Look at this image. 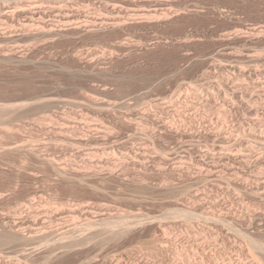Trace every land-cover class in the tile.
I'll list each match as a JSON object with an SVG mask.
<instances>
[{
  "label": "rangeland",
  "instance_id": "rangeland-1",
  "mask_svg": "<svg viewBox=\"0 0 264 264\" xmlns=\"http://www.w3.org/2000/svg\"><path fill=\"white\" fill-rule=\"evenodd\" d=\"M261 87L264 0H0V233L39 237L0 264H264ZM211 205L222 226L171 213ZM89 220L127 232L43 258Z\"/></svg>",
  "mask_w": 264,
  "mask_h": 264
},
{
  "label": "bare ground",
  "instance_id": "bare-ground-1",
  "mask_svg": "<svg viewBox=\"0 0 264 264\" xmlns=\"http://www.w3.org/2000/svg\"><path fill=\"white\" fill-rule=\"evenodd\" d=\"M65 14V13H64ZM48 32H50V31H48ZM250 51V50H249ZM248 53V52H247ZM254 54H255V52H253ZM225 55V54H224ZM223 56V55H222ZM258 57L259 56H249V59H250V61H248V62H257L258 61ZM219 61V60H218ZM214 62V61H213ZM216 67L220 70V69H222V64H221V62H217L216 64ZM233 71H235V72H238V73H241L240 71H241V68L240 67H232L231 68ZM218 70V71H219ZM243 70V69H242ZM263 70V69H262ZM261 71V70H260ZM243 72H244V70H243ZM242 72V74H244ZM245 75V74H244ZM241 76V75H240ZM246 80V79H245ZM260 81V80H259ZM258 82V81H257ZM247 83V82H246ZM255 83V82H254ZM241 84V83H240ZM243 84V83H242ZM234 85V84H233ZM247 85V84H246ZM255 85V84H254ZM253 85V86H254ZM244 86H245V84H244ZM253 86L251 87V88H253ZM235 87V86H234ZM237 87V86H236ZM246 87H250L249 86V84H248V86H246ZM255 88V87H254ZM258 88V87H257ZM262 88V91L261 92H259V93H263L264 94V90H263V87H261ZM210 89V88H209ZM234 89V88H233ZM236 89V88H235ZM234 89V90H235ZM238 89H245L244 91L246 92L247 91V88H245V87H243V86H241V87H238ZM259 89V88H258ZM196 90V89H195ZM242 90V91H243ZM253 90V89H252ZM257 90V89H256ZM225 91H227L226 89H225ZM238 91V93L241 91H239V90H236V92ZM250 91H251V89H250ZM195 92H197V91H195ZM229 92V91H228ZM248 92V91H247ZM254 92H258V90L257 91H254ZM199 93V92H198ZM198 93H196V94H198ZM226 93V92H225ZM240 93H242V92H240ZM244 93V92H243ZM253 93V92H252ZM220 94V93H219ZM227 94V93H226ZM206 95V94H205ZM229 95V94H228ZM233 95V94H232ZM243 95V94H242ZM254 95V94H253ZM260 95V94H259ZM226 97H225V99L226 98H228V96L227 95H225ZM231 96V95H230ZM230 96H229V98H230ZM240 96V95H239ZM263 96V95H262ZM208 97V96H207ZM257 97V96H256ZM232 98V97H231ZM230 98V99H231ZM236 98V97H235ZM253 98V96L250 98V100ZM258 98H259V96H258ZM192 100V99H191ZM198 100V99H197ZM201 100V99H200ZM196 102V101H195ZM209 102V101H208ZM226 102V101H225ZM232 102H234V101H232ZM125 103V102H124ZM235 103V102H234ZM234 103H232V105L234 104ZM120 104V103H119ZM196 104V103H195ZM243 104H244V102H243ZM101 105H103L104 106V104H100L99 106H101ZM121 105V104H120ZM194 105V104H193ZM106 106V105H105ZM104 106V107H105ZM118 106V105H117ZM116 106V107H117ZM15 107V106H14ZM22 107H23V105H22ZM115 107V106H114ZM191 107V106H190ZM232 107V106H231ZM234 107V106H233ZM5 108V106H0V109H4ZM12 108V107H11ZM17 108V107H16ZM193 108V107H192ZM194 108H195V106H194ZM7 109V108H6ZM10 109V108H9ZM197 109V108H196ZM194 110V109H193ZM252 110V109H251ZM2 111V110H1ZM12 111V110H11ZM16 111V110H15ZM196 111V110H195ZM229 111V110H228ZM254 111V110H253ZM3 112V111H2ZM225 112V111H224ZM6 114V113H5ZM192 114V113H191ZM224 114V113H223ZM264 114V113H263ZM4 115V114H3ZM7 115V114H6ZM226 115V114H225ZM5 116V115H4ZM255 116V115H254ZM3 117V116H2ZM202 117V116H201ZM224 118H226L225 116H223ZM48 118V117H47ZM199 118V117H198ZM251 118V117H250ZM256 118V117H255ZM201 119V118H200ZM199 120V119H198ZM67 122V121H66ZM240 122V121H239ZM252 122V121H251ZM62 124V123H61ZM67 125V124H66ZM259 125V124H258ZM69 126H71V125H69ZM69 126L67 125L65 128L67 129V127H68V129H69ZM260 126V125H259ZM63 127V126H62ZM62 129L61 130V133H58V135L60 134V136L62 137V141H63V143H68L69 145H80V144H82L83 143V145H84V142L81 140V139H77V138H73V136H71L70 134L68 135L67 134V132H65L66 131V129ZM71 128V127H70ZM248 128V127H247ZM255 128V127H254ZM250 129V131H251V134H253V135H260V134H263V132L262 131H260V133L259 134H256V133H253V132H255L256 130L255 129ZM67 129V130H68ZM260 129V128H259ZM69 131V130H68ZM259 131V130H258ZM154 133V132H153ZM245 133V132H244ZM86 140V139H85ZM89 140V139H88ZM65 141V142H64ZM90 141V140H89ZM86 143V142H85ZM90 144H91V142H89ZM107 143V142H106ZM87 144V143H86ZM85 144V145H86ZM93 144H95L94 142H93ZM190 145V144H189ZM188 145V146H189ZM195 145V144H194ZM191 146V145H190ZM192 147H193V145H192ZM18 146L17 147H13V150H18ZM20 148H21V146H20ZM8 151V150H7ZM217 152V151H216ZM205 153V152H204ZM227 155V154H226ZM248 156V155H247ZM209 157V156H208ZM219 157V156H218ZM233 157V156H232ZM236 158V157H235ZM247 158L248 157H245L244 155H243V158H242V160H247ZM211 159V158H210ZM224 159H226V158H224ZM239 160V159H238ZM243 162V161H242ZM250 162V161H249ZM197 163H199V162H197ZM237 173V172H236ZM237 176H238V174H236ZM236 179V178H235ZM241 182V181H240ZM235 183V182H234ZM228 184H230L229 182H228ZM245 184V183H244ZM235 185V184H234ZM243 185V184H242ZM241 185V186H242ZM257 189V188H256ZM259 189V188H258ZM238 190H240V189H238ZM248 191V190H247ZM246 191V192H247ZM242 192H243V190H242ZM248 194V193H247ZM251 194V193H250ZM258 195V194H257ZM184 197V196H183ZM238 200V199H237ZM178 201H180V200H178ZM182 203V202H181ZM205 203V202H204ZM207 203V202H206ZM205 203V204H206ZM178 204V203H177ZM209 204V203H208ZM211 204H215V203H211ZM192 205V204H191ZM204 205V204H203ZM200 206H202V205H200ZM200 206H197V207H200ZM82 207V210H81V212H83V214H84V216H90V215H92L93 214V211H91V209L89 208V206H85V205H82L81 206ZM196 207V206H195ZM194 208V207H193ZM192 208V209H193ZM213 207H212V205L211 206H207L206 208L205 207H201V208H198L199 210H194V214H193V212L191 213V212H188V210H186V209H184V210H176L175 209V211H172L171 213H173L174 215H176V216H173V217H177V215L180 217L184 212L186 213V214H188L189 213V215H191L192 214V216H190V217H195V218H200V219H202V220H204L206 223H207V225L208 224H210L211 226L212 225H220V223H221V226H222V222L225 220L224 219V216L227 214V212H226V214L224 215L223 214V212H221V211H218V212H215L213 209H212ZM90 209V210H89ZM182 209V208H181ZM195 209V208H194ZM174 210V209H173ZM220 210V209H219ZM94 213H96V212H94ZM82 214V213H81ZM186 214H183V215H185L186 216ZM194 215V216H193ZM228 215V214H227ZM233 215V217L235 218V219H237V221L239 220V219H242V220H244L245 219V215L243 216L242 214H240V213H238V214H235V213H233L232 214ZM98 216V215H97ZM230 216V215H229ZM233 217H232V219H233ZM98 218H99V216H98ZM97 218V219H98ZM102 218H104V217H101V219H98V221L99 222H101V220H102V222L103 221H105V220H103ZM178 218V217H177ZM186 218V217H185ZM87 219H89V218H87ZM173 219V218H172ZM189 219V218H188ZM231 219V218H230ZM234 220V219H233ZM34 220H32V222H33ZM50 221V220H49ZM95 222H92L91 220H89L88 222H86L87 223V225H85V226H87L89 229H87V231L88 232H86V230H85V234H84V232H83V234H81L82 232H80V233H78V235L75 237V236H71V238L69 237V239L68 238H66V240L64 239L63 240V238H62V240H59V239H57V240H59V241H57V242H53L52 244L50 243L49 245L46 243V246H47V248H45V255L43 256V258L44 259H49L50 257H53L54 255H63V254H67V253H71V252H73L72 250H74L75 248H77V247H82V246H85L87 243L88 244H93V243H95V242H97V243H99L100 245H98L99 247L100 246H102L103 244H105V241H110V240H116L118 237H120V235L121 234H123V233H125V232H127V230H125L124 228H123V231L121 230V228L123 227H121L120 228V230H119V228L117 229V230H115V229H112V228H99V229H97L95 226L97 225V223L96 222H98V221H96V220H94ZM236 221V222H237ZM7 222V221H6ZM98 222V223H99ZM101 222V223H102ZM235 222V221H234ZM33 224H37V222H33ZM121 224H123L122 222H121ZM224 225H225V222L223 223ZM229 224H230V222H229ZM232 224V223H231ZM252 224V223H251ZM7 225V224H6ZM22 225H23V223H22ZM95 225V226H94ZM98 225H100V224H98ZM95 227V229H93L94 227ZM204 226H205V224H204ZM225 226H227V224L225 225ZM230 226V225H229ZM3 227V226H2ZM19 227V226H18ZM112 227V226H111ZM120 227V226H119ZM207 227V226H206ZM212 227H214V226H212ZM212 227L210 228V230H214V229H212ZM228 227V226H227ZM233 227V226H232ZM232 227L230 228H228L229 230H231L232 229ZM251 227V226H250ZM13 228V227H12ZM115 228V227H114ZM190 228V227H189ZM209 228V227H208ZM4 229V228H3ZM86 229V228H85ZM107 229V230H106ZM127 229V228H126ZM9 230V229H8ZM51 230V229H50ZM83 230V229H82ZM125 230V231H124ZM129 230V229H128ZM192 230V229H191ZM226 230V229H225ZM233 230V229H232ZM5 231V230H4ZM4 231L2 230V233H0V250H7L6 251V253H17L16 255L18 256V253H20L21 254V256L23 255V256H25L26 255V253L28 254V253H30V252H34L36 249H35V247L36 246H39V245H36L35 247L33 246L34 244L33 243H30V242H32V240H36V238H39V237H36V235L35 236H32V235H29V236H27V237H24V234H23V236L22 235H20L19 233H17V232H14L13 234H11V235H8V234H5L4 233ZM6 231H7V229H6ZM20 231V230H19ZM208 231V230H207ZM47 232V231H46ZM45 232V233H46ZM217 232V231H216ZM227 232H229V231H227ZM234 232H236V231H234ZM54 233V232H53ZM53 233H51V232H48V233H46V234H44V236H43V238H45V237H47V236H50V235H52ZM57 233V232H56ZM193 233V232H192ZM200 233H201V231H200ZM204 233V232H203ZM237 233V232H236ZM211 234V233H210ZM227 234V233H226ZM225 234V235H226ZM237 234H240L239 232L237 233ZM242 234V238H243V233H241ZM40 235V234H39ZM194 235V234H193ZM41 236V235H40ZM195 236V238L193 239V240H190L189 241V239H188V243L187 244H184V245H186V247H184L183 249H185L186 250V254H187V252H189L190 254H193V255H201V257L203 258L204 256L202 255V254H204L205 255V253H206V251L207 250H212V249H214L212 252L210 251V253L212 254V259H216V257H215V255L216 256H218V257H226L225 259L226 260H229V255L231 254L232 255V253L235 251V247L237 246V245H235V243H231L230 242V244L228 245H220V246H222V247H220V246H218V243H215V242H217V240H214L213 238H211V240L213 239L214 240V242L213 241H211V242H209V244H207L206 246H202L201 245V243H203V242H200V238L197 236V234H195L194 235ZM193 236V237H194ZM210 236H212V235H210ZM228 236V235H227ZM227 236H224V237H222V238H225V237H227ZM245 236V235H244ZM248 236V235H247ZM191 237V236H190ZM240 237V236H239ZM42 238V237H41ZM101 238V239H100ZM189 238V237H188ZM228 238V237H227ZM246 238V240L249 242V243H251L253 246H254V248H256V249H258V250H260L263 254H264V244L262 243V242H260L259 240L257 241L256 239H252L251 237L249 238V237H245ZM47 239V238H46ZM49 239V238H48ZM51 239V238H50ZM49 239V240H50ZM55 239V238H54ZM61 239V238H60ZM48 240V241H49ZM52 240V239H51ZM56 240V239H55ZM54 240V241H55ZM92 240H93V243H89L90 241L92 242ZM94 240H96V241H94ZM38 241V240H37ZM99 241V242H98ZM222 241V240H221ZM226 241V240H225ZM115 242V241H114ZM38 243V242H37ZM97 243H95L96 245H97ZM228 243V242H227ZM38 244H40V243H38ZM43 244V243H42ZM87 244V245H88ZM102 244V245H101ZM224 244V243H223ZM250 244V245H251ZM45 245V244H44ZM94 245V244H93ZM96 245H94L95 246V248H96ZM213 245V246H212ZM251 245V246H252ZM42 246V245H41ZM165 246V245H164ZM252 246V247H253ZM43 247V246H42ZM204 249H203V248ZM182 248V247H181ZM9 251V252H8ZM199 252H202V253H199ZM35 253V252H34ZM37 253V252H36ZM40 253V252H39ZM216 253V254H215ZM19 254V255H20ZM31 254H33V253H31ZM44 254V253H43ZM186 254H185V256H186ZM8 256V255H7ZM20 256V257H21ZM26 256H29V255H26ZM184 256V257H185ZM206 256H207V253H206ZM11 257V256H10ZM14 257H16V256H14ZM215 257V258H214ZM231 257V256H230ZM24 259H26V257H23ZM187 259V258H186ZM190 259V258H189ZM188 259V260H189ZM221 259H223V258H221ZM3 260V259H2ZM191 260V259H190ZM217 261H218V259H216ZM232 260V259H231ZM235 260H237V259H235ZM193 261V260H192ZM191 261V262H192ZM202 261V260H201ZM215 261V260H214ZM225 260H223L222 261V264H231V263H228L229 261H226V263L224 262ZM195 262V261H194ZM203 262V261H202ZM201 262V263H202ZM232 263H233V261H231ZM239 262V261H238ZM251 262H253V261H251ZM216 263V262H215ZM237 262H235V264H236ZM240 263V262H239ZM190 264V263H189ZM197 264V263H196Z\"/></svg>",
  "mask_w": 264,
  "mask_h": 264
}]
</instances>
